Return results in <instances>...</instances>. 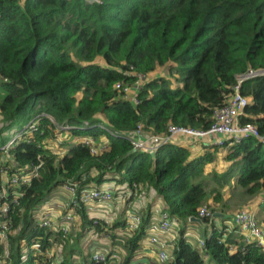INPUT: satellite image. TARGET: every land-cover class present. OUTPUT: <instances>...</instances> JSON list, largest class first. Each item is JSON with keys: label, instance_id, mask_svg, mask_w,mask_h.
<instances>
[{"label": "trees", "instance_id": "obj_1", "mask_svg": "<svg viewBox=\"0 0 264 264\" xmlns=\"http://www.w3.org/2000/svg\"><path fill=\"white\" fill-rule=\"evenodd\" d=\"M251 69H264V0H0V192L7 184V199L19 193L0 259L134 264L137 257L148 258L141 247L149 243L153 223L168 213L178 233L174 240L160 238L168 240L164 249L172 258L160 261L155 255L146 264H264L257 241L229 227L227 217L218 224L209 215L204 226L197 224L203 247L187 235L201 207L208 204L212 213L227 207L225 190L241 188L252 196L264 189V139L225 140L194 150L167 141L157 150H141L129 138L139 128L162 136L171 124L210 127L215 109ZM241 93L249 100L241 122L253 123L264 135V74L245 80ZM32 120L35 130L27 127ZM65 133L108 146L93 153L89 145L63 138ZM222 153L223 172L209 173ZM36 169L29 184H9L13 175ZM109 183L118 192H136L125 202L152 198L141 210L127 209L141 215L138 229H128L127 210L111 222L92 217L80 200L83 189ZM70 184L77 185L74 197L66 189ZM64 192L61 210L79 217V233L111 241L106 261L95 260L91 250L81 252V263L71 257L75 249L56 261L48 256L55 243L72 236L39 221L46 204ZM117 248L121 256L114 259Z\"/></svg>", "mask_w": 264, "mask_h": 264}, {"label": "built area", "instance_id": "obj_2", "mask_svg": "<svg viewBox=\"0 0 264 264\" xmlns=\"http://www.w3.org/2000/svg\"><path fill=\"white\" fill-rule=\"evenodd\" d=\"M90 2H100L101 0H88ZM264 74V69H251L247 73L240 76L238 83L233 88V94L230 96L227 103L214 111L213 122L210 127L204 128H194L190 126H182L171 124L169 126L168 133L162 136L148 135L144 134L139 128L137 131L129 135L130 140L133 143L135 149L141 150H157L159 146L167 141L183 143L186 141L188 144H196L203 140H210L212 144L222 145L225 140H240L245 137H256L259 139H264V135L261 134L260 130L253 123H242L240 117L244 114L245 107L248 105V98L241 93V85L245 80L260 76ZM37 122L32 120L28 123L27 127L29 129H36ZM67 129L68 127H64ZM22 132V131H21ZM20 132V133H21ZM20 133L15 135L11 140H9L5 145L1 147L2 150L7 151L13 142L20 136ZM115 133V131L113 132ZM77 142H82L89 145L93 153L98 152L103 148H107L108 143L98 142L95 138L90 136H83L76 138ZM37 169L32 172H26L20 177L16 174L10 177L9 184L14 187H19L20 182L24 184H29L32 176H36ZM68 192L74 197L77 193V185L70 184L66 186ZM113 188H86L80 192V200L84 204H91L94 202H112V201H125L127 198L136 196V192L131 190L117 191ZM7 184L2 192H0V243H7L9 238V233L11 232V220L10 212L13 205L19 204L18 201V190L13 192L12 199H7ZM136 191V190H135ZM118 192V193H117ZM40 224L45 227L55 226L58 230L63 232H68L69 223L76 220L74 213H65L62 215L63 224H59V219L56 221L55 212L50 209V207H44L41 210ZM209 210V205L206 204L201 207L199 212V217H207L209 215L214 216ZM75 218V219H74ZM74 219V220H73ZM142 217L139 213L134 212V210H127L126 221L129 230H136L140 227ZM226 223L230 226H235L238 231L244 235L247 241H257L258 245L264 250V219L259 220L257 217L256 210L252 208H242L237 213H235L232 218H227ZM175 221L169 216L168 213H161L159 220L153 223L150 233L152 234L149 246L153 249L155 247L154 253L157 255L158 260L168 261L172 258L170 252L166 251L168 242L163 241L160 236L167 235L171 240H174L178 231H176ZM178 228V227H177ZM179 229V228H178ZM188 236L196 239L198 245L203 247L204 240L195 231H188ZM169 246V243H168ZM236 248L231 247V251ZM142 253V252H139ZM49 254V253H48ZM9 257V253L7 254ZM50 257V255H48ZM27 256H24L23 262L27 260ZM51 258V257H50ZM95 260L106 261L107 255L104 252H96L93 256ZM145 258H136L134 264H146ZM55 264V263H52Z\"/></svg>", "mask_w": 264, "mask_h": 264}, {"label": "rangeland", "instance_id": "obj_3", "mask_svg": "<svg viewBox=\"0 0 264 264\" xmlns=\"http://www.w3.org/2000/svg\"><path fill=\"white\" fill-rule=\"evenodd\" d=\"M63 138H67V139H71L74 140V138L72 136H70L69 134L65 133L63 136ZM76 141V139L74 140ZM104 142V141H101ZM225 153H222L221 155H219V157H217L216 161L211 165V167L209 168V173H215V172H219L222 173L224 168H225V162H224V156ZM211 185L213 186L214 183L211 182ZM230 187H232V185L230 184ZM231 190H225V197H226V202H227V207L224 208L220 214H226L225 216L228 218L230 217L232 214L234 215V213H237L240 209L242 208H251V207H255L258 204V199H264V189H262L260 192H258V194L256 195H243L242 194V190L241 188H230ZM147 199H144V203H147ZM119 202H121V200H118ZM210 202H212V199L210 200ZM51 203H47L45 207H50ZM114 207L118 206V203H116L115 205H113ZM98 208V207H96ZM96 208H92L93 209V215H97L100 216V214L97 213V211H95ZM120 208V213L119 215L122 213V206L119 207ZM58 211V212H57ZM57 211H54L55 214H59L60 212V207L57 209ZM63 216L65 215V213L62 214ZM118 215V216H119ZM232 215V216H233ZM60 214L58 215V217L56 218V221L58 220ZM101 216H103V218L109 220V221H114L118 216H114V214H112V217H106L107 215H103L101 213ZM100 216V217H101ZM79 220V219H78ZM76 222V224L74 223V221L70 222L69 225V231L66 233H71L72 236H69V240L65 243V242H60L58 241L57 243L54 244V246L52 247V249L47 253L48 255H50L51 259H53L54 261L57 260L58 257H63L66 256L69 253L70 249H75L74 253H71V257L73 258V261L77 262V263H81L82 261V256H81V252L84 253L86 251L91 250V247L94 245V243L96 242L98 244V247L94 248L92 251L93 252H104V253H108L109 251V244L111 243V241L109 240V238H105V237H100V236H93L91 237L88 236V238H85L83 236V232L79 233L82 231V224L81 221ZM191 227H195L196 229H200L198 227L197 224L192 223ZM52 229H54L55 231L58 230L55 226L50 227ZM190 230L195 231L194 228H190ZM120 233H122L120 231ZM79 235H81L80 237H78ZM197 235L202 236V234L200 232L197 233ZM63 245V246H62ZM96 246V245H95ZM118 250H120V248H117ZM121 251V250H120ZM120 252H118L117 250L114 251V255L113 258L117 259L120 257ZM208 260V258H207ZM0 264H9L8 261L4 260V259H0Z\"/></svg>", "mask_w": 264, "mask_h": 264}, {"label": "crops", "instance_id": "obj_4", "mask_svg": "<svg viewBox=\"0 0 264 264\" xmlns=\"http://www.w3.org/2000/svg\"><path fill=\"white\" fill-rule=\"evenodd\" d=\"M184 144L185 145H188L190 148H193V150H194V149H197V148L205 147L207 145H211L212 143H211L210 140H203V141H201L199 143H196V144H188V142L185 141ZM113 186H114L113 183L107 184V188H112ZM147 198H139V199L137 198V199H134V200H132L130 202H127V201L126 202L125 201H121V202H119V201L99 202L98 201V202L91 203V204H89L87 206L89 207L90 215L92 217H100L101 216V213H102L103 215L106 214L107 215L106 217H109L110 218V217H112V214H114L115 217L119 215V213H120V211H119L120 208L119 207H121V206L123 208L122 211H121L123 214H124L123 211L125 210V212H126V210L128 208H133V209H136V210H141L142 208H144V207L147 206L148 202H150L152 200V198H148L147 203L145 204L143 200L144 199H147ZM66 199H67V196H66V193L64 192L63 194L60 193L59 195L53 197V199L50 202L51 203L50 209L52 208L53 211H57V209L60 207V212H59L60 216L58 218L60 221H59V224L58 225H62L63 224L62 214L64 212L61 209H63L62 208V205H65L64 202H66ZM257 201H258V204L255 207H251V208L254 209V210H256L258 219L260 217V219L263 220L264 219V212L262 211V209L264 208L263 207V205H264V199H258ZM154 202L156 203V205H155V207L153 209V211H154V219L158 220V216L160 214L162 204L158 200L157 201H154ZM116 203H118V206L114 207L113 205H115ZM93 207L94 208L98 207V208L95 209V211H97V213L100 214V216L93 215V209H92ZM59 214L57 213L56 216H58ZM225 215L226 214H219V215H215L214 216V217H217L218 218V220H217L218 221V224L221 222L222 218H226ZM101 217L103 218V216H101ZM78 219H79V217H77L76 220H74V223L75 224H76V222H77ZM192 228L195 229V232L196 233H198L200 231L199 229H196L195 227H192ZM90 235H91V237L96 236V234H94L92 232L86 234L85 236H86V238H88V236H90ZM148 246H149V243H145V245H143V247H141V250H140V252H142V254H143L144 257L145 256L148 257V258H145V260H147V261L149 259H154V257H155L154 250L152 248L148 247ZM96 247H98V244L95 242L94 245L91 247V251L94 248H96ZM110 248L111 247H109V249ZM117 251L121 253L120 250H117ZM93 253H95V252H93Z\"/></svg>", "mask_w": 264, "mask_h": 264}, {"label": "water", "instance_id": "obj_5", "mask_svg": "<svg viewBox=\"0 0 264 264\" xmlns=\"http://www.w3.org/2000/svg\"><path fill=\"white\" fill-rule=\"evenodd\" d=\"M220 213H215L214 214V216L215 215H219ZM190 221L192 222V223H196V224H199V225H201V226H204L205 225V223H204V221H203V218H201V217H191L190 218Z\"/></svg>", "mask_w": 264, "mask_h": 264}, {"label": "clouds", "instance_id": "obj_6", "mask_svg": "<svg viewBox=\"0 0 264 264\" xmlns=\"http://www.w3.org/2000/svg\"><path fill=\"white\" fill-rule=\"evenodd\" d=\"M216 213V212H215ZM214 217V216H213ZM60 231H62V230H60ZM69 231V230H68ZM63 232V231H62ZM65 233V232H64Z\"/></svg>", "mask_w": 264, "mask_h": 264}]
</instances>
